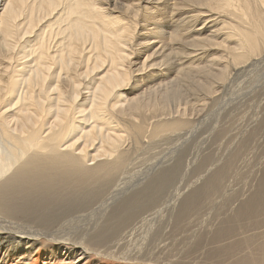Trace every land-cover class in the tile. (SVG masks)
Masks as SVG:
<instances>
[{
	"label": "bare ground",
	"instance_id": "obj_1",
	"mask_svg": "<svg viewBox=\"0 0 264 264\" xmlns=\"http://www.w3.org/2000/svg\"><path fill=\"white\" fill-rule=\"evenodd\" d=\"M0 264H264V0H0Z\"/></svg>",
	"mask_w": 264,
	"mask_h": 264
},
{
	"label": "rangeland",
	"instance_id": "obj_2",
	"mask_svg": "<svg viewBox=\"0 0 264 264\" xmlns=\"http://www.w3.org/2000/svg\"><path fill=\"white\" fill-rule=\"evenodd\" d=\"M161 147H158V148H154V152L153 150H151V152L153 153H159L161 152V149L165 150V152H167L169 150L170 147H172V143L170 142H165L163 143L162 145H160ZM164 147V148H163ZM193 154H194V157L196 155V150L193 151ZM151 157V156H150ZM140 167H138L137 169L135 170H139ZM202 176V177H201ZM205 175H195L193 173H190V172H187V173H184L181 169L180 171H177L173 176H171V179H170V183H168L167 187L165 188V193H164V201L166 202L167 200V203H168V199L172 196L173 192L175 193L178 189H181L183 188L184 186L187 187L189 185H191L193 182H201V180L203 181V177ZM177 177V178H176ZM197 177L199 178V180L197 179ZM176 178V179H175ZM201 179V180H200ZM181 182H180V181ZM186 180V181H185ZM172 181V182H171ZM174 181V182H173ZM182 181H183V184H182ZM189 181V182H188ZM176 182V183H175ZM198 182V183H199ZM171 184V185H170ZM174 184V185H173ZM188 184V185H187ZM172 186V187H171ZM169 187V188H168ZM170 193V194H169ZM167 196V197H166ZM168 198V199H167ZM186 200H182L180 201V203L177 205V210H176V213H178V210H180L179 208L185 203ZM164 202V203H165ZM189 220H192L193 216H189L187 217ZM174 222V221H173ZM171 224V223H170ZM174 224V223H173ZM176 224V223H175ZM172 225V224H171ZM198 225V224H197ZM144 230H147V229H144ZM143 230V231H144ZM201 229H198L197 231H200ZM142 231V232H143ZM181 230L177 231V234L178 235H175L174 238H179L178 236L182 237L181 235H179L181 232ZM183 233V232H182ZM213 233V232H212ZM212 233L211 231L207 234V238L205 236L201 237V238H196L195 240H193L190 245H189V248L190 247H195L198 245V243L202 246V248L200 249L199 252H202V251H205L206 249V246L208 245V243L210 242V236H212ZM140 236V237H139ZM183 238V237H182ZM186 239V238H185ZM159 239V236H155V238L153 239L152 237V234H146V235H140L138 234V236H136L135 238H133L132 240L130 238H124V237H118L117 238V241L116 239H113L111 240L110 243H115L117 245V242L119 244H122V251H120L119 253H121V255H124L126 257H129V252L128 251H131L130 253H134V252H139L141 253L142 251V255L144 257H147V256H152L154 255V252H156V250L154 249L155 247L157 248V245H160V243L158 242ZM114 246L113 245H109V249H114L113 248ZM131 248V250H130ZM204 248V250H203ZM127 249V250H126ZM126 251V252H124ZM128 252V253H127Z\"/></svg>",
	"mask_w": 264,
	"mask_h": 264
}]
</instances>
